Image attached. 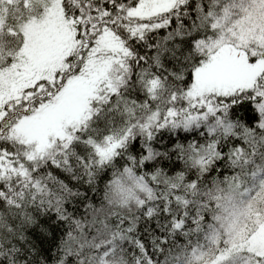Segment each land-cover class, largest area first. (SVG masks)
I'll return each instance as SVG.
<instances>
[{"label": "snow or ice", "instance_id": "snow-or-ice-1", "mask_svg": "<svg viewBox=\"0 0 264 264\" xmlns=\"http://www.w3.org/2000/svg\"><path fill=\"white\" fill-rule=\"evenodd\" d=\"M0 264H264V0H0Z\"/></svg>", "mask_w": 264, "mask_h": 264}]
</instances>
